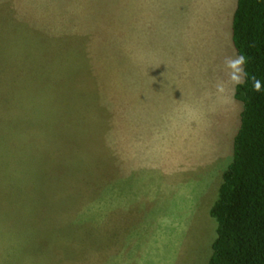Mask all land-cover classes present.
<instances>
[{
  "label": "rangeland",
  "instance_id": "obj_1",
  "mask_svg": "<svg viewBox=\"0 0 264 264\" xmlns=\"http://www.w3.org/2000/svg\"><path fill=\"white\" fill-rule=\"evenodd\" d=\"M235 2L0 0V264L208 260Z\"/></svg>",
  "mask_w": 264,
  "mask_h": 264
},
{
  "label": "trees",
  "instance_id": "obj_2",
  "mask_svg": "<svg viewBox=\"0 0 264 264\" xmlns=\"http://www.w3.org/2000/svg\"><path fill=\"white\" fill-rule=\"evenodd\" d=\"M230 31L248 78L233 90L239 125L209 209L216 236L204 264H264V0H236ZM252 76L260 92L252 90Z\"/></svg>",
  "mask_w": 264,
  "mask_h": 264
},
{
  "label": "clouds",
  "instance_id": "obj_3",
  "mask_svg": "<svg viewBox=\"0 0 264 264\" xmlns=\"http://www.w3.org/2000/svg\"><path fill=\"white\" fill-rule=\"evenodd\" d=\"M246 63V57L244 55H237L235 57H227L224 61L225 67L229 70L228 76L233 85H239L245 83V79L248 78V74L244 69ZM252 81V90L255 92L261 91V81L255 76L250 77ZM216 91L218 93L225 92L224 83L218 82L216 84Z\"/></svg>",
  "mask_w": 264,
  "mask_h": 264
}]
</instances>
